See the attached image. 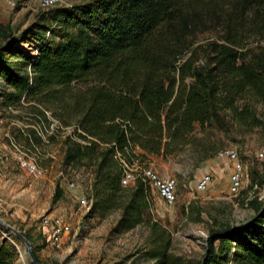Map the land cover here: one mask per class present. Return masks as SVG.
Instances as JSON below:
<instances>
[{
    "label": "trees",
    "instance_id": "1",
    "mask_svg": "<svg viewBox=\"0 0 264 264\" xmlns=\"http://www.w3.org/2000/svg\"><path fill=\"white\" fill-rule=\"evenodd\" d=\"M81 7L75 30L60 42L40 41L36 53L18 47L31 76L3 63L14 48L0 45L7 86L0 99L7 106L33 100L66 126L75 121L80 143L65 159L78 155L94 168L88 215L103 219L120 210L115 234L146 224L145 255L177 264L170 233L145 218L152 189L141 178L123 186L122 160L148 165L151 157L175 156L196 125L222 123L226 111L239 126L260 123L254 106L264 107V0H94ZM210 29L216 37L197 44V34ZM200 56L205 61L196 64ZM62 195L57 185L53 202ZM253 206L247 222L209 231L199 264H264V203ZM14 255L0 238V264Z\"/></svg>",
    "mask_w": 264,
    "mask_h": 264
},
{
    "label": "rangeland",
    "instance_id": "2",
    "mask_svg": "<svg viewBox=\"0 0 264 264\" xmlns=\"http://www.w3.org/2000/svg\"><path fill=\"white\" fill-rule=\"evenodd\" d=\"M93 1L60 0L52 8L24 4L9 10L1 6L0 45L14 48L3 55V63L31 76L28 59L18 47L22 52L33 49L36 53L35 46L40 41L60 42L63 35L75 30L71 24L81 14V6ZM71 6L66 14L52 11ZM216 32L210 29L198 33L196 43H206L216 37ZM202 61L205 59L200 56L196 64ZM5 89L6 83L0 78V94ZM254 108L260 122L256 126H239L226 111L222 123L205 128L196 125L191 143L179 154L167 159L152 158L153 169L175 178L176 197L172 204H166L153 192V203L145 218L158 221L170 233V253L180 258L177 264H199L211 229L245 223L256 214L253 203H264V159L256 156L264 149V107L255 104ZM55 122L58 127L51 130ZM75 123L66 126L54 110L33 100L23 99L7 106L0 99V218L31 237L36 255L45 264H157L158 260L144 253L150 248L146 224L115 234L111 229L120 210L101 219L89 216L80 205L79 198L91 191L94 168L78 155L65 159L68 152H74L75 143H80L76 141ZM229 146L238 150L245 168V180L236 195L228 191L231 162L217 157L219 150ZM20 158L36 162L45 170L44 175L29 176ZM207 172L212 181L199 192L196 182ZM70 182L76 187H68ZM57 185L63 195L53 202ZM55 215L64 216L71 224V232L60 249L48 244L38 228L40 218ZM0 238L14 249L10 264H32L25 244L2 224Z\"/></svg>",
    "mask_w": 264,
    "mask_h": 264
},
{
    "label": "built area",
    "instance_id": "3",
    "mask_svg": "<svg viewBox=\"0 0 264 264\" xmlns=\"http://www.w3.org/2000/svg\"><path fill=\"white\" fill-rule=\"evenodd\" d=\"M60 0H0V7L4 6L9 10L27 5H36L43 8H52L58 5ZM58 127L57 122L51 124V130ZM256 156L259 160L264 159V149H260ZM217 157L227 159L231 162V171L228 178V191L232 195L239 193L245 180L244 163L239 156V152L235 147H225L217 152ZM124 164V172L121 179L123 186L132 184L136 178L144 180L157 196L166 204H172L176 197L177 183L175 178L171 176L160 175L150 165L139 164L137 162L128 165L122 160ZM20 164L25 172L32 177H41L45 170L36 162L20 158ZM212 181L210 173H204L196 182V190L199 192L205 191ZM68 187H76L74 182H70ZM80 205L88 211L91 206V200L88 196H81L79 198ZM38 228L44 240L55 249H60L65 239L71 232L70 222L62 215L43 216L40 218Z\"/></svg>",
    "mask_w": 264,
    "mask_h": 264
},
{
    "label": "water",
    "instance_id": "4",
    "mask_svg": "<svg viewBox=\"0 0 264 264\" xmlns=\"http://www.w3.org/2000/svg\"><path fill=\"white\" fill-rule=\"evenodd\" d=\"M0 224L5 226L11 232H13L15 234V236L18 237L25 244V246L27 248V253H28L29 257H30V261L32 262V264H42L36 258L35 254L33 252V246L31 244V242L21 232H19L17 229H15L14 227H12L9 224H7L6 222H4L1 218H0Z\"/></svg>",
    "mask_w": 264,
    "mask_h": 264
},
{
    "label": "crops",
    "instance_id": "5",
    "mask_svg": "<svg viewBox=\"0 0 264 264\" xmlns=\"http://www.w3.org/2000/svg\"><path fill=\"white\" fill-rule=\"evenodd\" d=\"M152 158L153 157H151V161L149 162V165H154V163L152 162Z\"/></svg>",
    "mask_w": 264,
    "mask_h": 264
}]
</instances>
